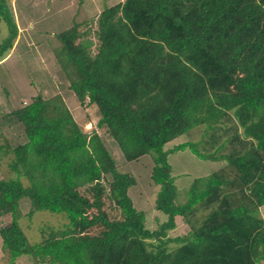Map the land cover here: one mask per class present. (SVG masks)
Segmentation results:
<instances>
[{"label": "trees", "instance_id": "16d2710c", "mask_svg": "<svg viewBox=\"0 0 264 264\" xmlns=\"http://www.w3.org/2000/svg\"><path fill=\"white\" fill-rule=\"evenodd\" d=\"M93 21L55 36L57 63L80 106L97 108L96 127L125 163L151 156L153 209L165 220L148 229L128 194L136 181L101 135L85 133L60 96L37 95L8 115L25 141L0 145L15 174L0 180L9 263L264 264V0H124L101 11L89 38ZM1 23L0 61L19 34L9 0H0ZM196 128L204 129L198 142L165 148ZM185 150L226 165L194 180L178 203L168 157ZM42 211L65 224L31 243L21 224ZM177 217L188 232L173 238Z\"/></svg>", "mask_w": 264, "mask_h": 264}, {"label": "rangeland", "instance_id": "374dc122", "mask_svg": "<svg viewBox=\"0 0 264 264\" xmlns=\"http://www.w3.org/2000/svg\"><path fill=\"white\" fill-rule=\"evenodd\" d=\"M122 1L124 0H9L17 26L32 27L31 33L36 36L35 42L41 46L40 57L41 59H45V61L41 65V59L37 58L34 60L33 54L35 50L31 47L32 50H30L29 54L20 56L18 60L11 61L3 71L0 69V91L1 96L5 98L7 92L13 93L14 88H16L15 84L17 83V88L20 86L26 94L29 93L33 96L41 95L45 99L60 96L66 107L74 111L72 117L85 133L91 134L93 130L99 131L105 146L113 156L119 170L123 173H128L135 179L136 184L129 189V197L138 211H144L147 214L146 226L148 229L153 230L158 224L153 214L157 216L160 213H156L153 209L159 187L155 186L150 179L153 168L151 156L146 155L129 163L123 161L122 153L109 138L105 130H100L96 127L99 119L97 108L95 106H80L76 97L73 96L72 91L69 89V81L64 72L57 63L53 62L55 58L52 55L53 50L59 44L54 34L57 35L68 30L75 23L80 24L87 19H92L94 21L90 24L91 28L88 30H90L89 38L94 37L93 30L96 28L94 23H96L97 16L103 9ZM80 31H83V29L80 28ZM6 37L7 27L4 23H1L0 44L3 43ZM58 48L60 47L58 46ZM7 75L10 77L9 79ZM17 88V92H21ZM0 109L2 110L3 108ZM203 130V128H196L190 135L186 134L178 137L171 143H168L165 148L171 149L175 145L189 141L198 142L204 133ZM21 131L22 129L20 130L17 126L16 129H13L11 136L16 141L14 146L19 143L17 140L21 139ZM1 153L0 180L14 178L15 174L9 170L7 159ZM168 161L172 168V175L178 190V203L185 202L186 192L194 180L205 178L226 165L225 162L200 160L189 150L169 155ZM23 183L25 185L28 184L26 179H23ZM29 204L27 199L22 200L21 211L23 213L29 211ZM104 209L111 219H118L120 217L118 210L106 198ZM261 216L264 219V208L261 209ZM6 220V222H9L10 217L7 216ZM64 224L65 217L63 215L42 211L34 213L31 218L26 216L23 219L21 227L31 243H37L43 236L44 231L62 229ZM187 232L188 228L179 221L176 230L169 232V235L175 238ZM7 260H9L8 255L4 264H7Z\"/></svg>", "mask_w": 264, "mask_h": 264}, {"label": "crops", "instance_id": "0c3cea01", "mask_svg": "<svg viewBox=\"0 0 264 264\" xmlns=\"http://www.w3.org/2000/svg\"><path fill=\"white\" fill-rule=\"evenodd\" d=\"M17 28H18L19 34H18V37L14 43L12 50L9 53H7V55L4 59H2L0 61L1 71H3L4 68L6 66H8L11 61L18 60V59H20V56L22 57V56L29 54L30 50H32L31 47H33L34 48L33 50H35L34 54H33L34 60L37 58L41 59V57H40V47L41 46L35 42L36 36L31 33L32 27L31 26H17ZM55 36H56V34H54V37ZM58 46L61 47L60 44H58ZM58 46L53 50V53H52V55L55 58V60L53 61L54 63H57L55 52H59L60 48H58ZM44 61H45V59H41L40 64L43 65ZM11 76H13V75L11 74ZM7 77H8V75H7ZM9 78L10 77H8V79ZM15 79H16V77H15ZM15 86L17 88V83L15 84ZM16 88H14L12 94L7 92L5 98L3 96H1V91H0V108H3L2 110L0 109V145L1 146L6 145V148H7V146H10L13 149L18 144L23 143L25 141V139L23 136V131H21V139L17 140V141H19V143L14 146V144H16L15 143L16 141L12 138L13 136H11L13 129L14 128L16 129V126L19 127L20 130L22 128H20L21 126L19 124L15 123L11 118H9L8 115L12 111L26 105L27 103H29L28 101L31 98L35 97L33 95H30L29 93L26 94V92L24 90H22V88L20 86L17 89L20 90L21 92L18 93ZM88 106L89 105L86 104L84 107H88ZM67 108L70 111L71 115H74V111L72 109H70L69 107H67ZM97 132L100 134L99 131H97ZM156 213H159V212L156 211ZM153 215L159 223H162L165 220V216H163L162 214H158L157 216L155 214H153ZM146 216H147V214H146ZM1 221L2 220L0 218V225H1ZM3 221L6 222L7 221L6 218H4ZM179 221L181 222L179 217L175 218V222L177 225H178ZM146 222H147V218H146ZM6 259H7V253L4 252L2 249V242H1V237H0V264H4ZM8 263H9V260H7V264ZM14 264H33V263L29 258L23 256V257H20L19 259H17Z\"/></svg>", "mask_w": 264, "mask_h": 264}]
</instances>
